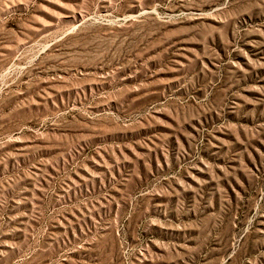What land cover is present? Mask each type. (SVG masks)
<instances>
[{"label": "rangeland", "instance_id": "374dc122", "mask_svg": "<svg viewBox=\"0 0 264 264\" xmlns=\"http://www.w3.org/2000/svg\"><path fill=\"white\" fill-rule=\"evenodd\" d=\"M0 264H264V0H0Z\"/></svg>", "mask_w": 264, "mask_h": 264}]
</instances>
